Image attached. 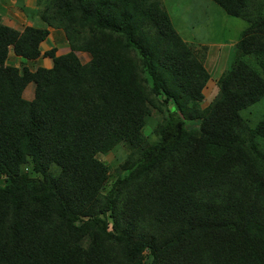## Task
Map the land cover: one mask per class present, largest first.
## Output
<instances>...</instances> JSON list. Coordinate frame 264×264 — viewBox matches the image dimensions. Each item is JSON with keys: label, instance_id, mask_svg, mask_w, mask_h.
<instances>
[{"label": "trees", "instance_id": "trees-1", "mask_svg": "<svg viewBox=\"0 0 264 264\" xmlns=\"http://www.w3.org/2000/svg\"><path fill=\"white\" fill-rule=\"evenodd\" d=\"M212 1L249 27L207 106L162 0H36L23 32L0 15V264H264V118L242 114L264 100V0ZM48 27L69 46L52 68L7 64Z\"/></svg>", "mask_w": 264, "mask_h": 264}, {"label": "rangeland", "instance_id": "rangeland-1", "mask_svg": "<svg viewBox=\"0 0 264 264\" xmlns=\"http://www.w3.org/2000/svg\"><path fill=\"white\" fill-rule=\"evenodd\" d=\"M162 3L182 38L193 47L199 57L206 63L209 71L212 70V78L204 89L206 101H204L203 106H207L218 91L219 76L227 70L231 59H234L231 54L237 51L236 43L242 39L249 23L228 15L212 0H162ZM26 4L29 5L30 2ZM26 4L25 6H28ZM18 9L20 10L21 7L18 4H12V0H0V14L3 15V18L7 17L8 12L10 15L15 14ZM63 42L64 38L59 37L58 44L60 48H62ZM43 46L46 49L50 47L48 44H43ZM80 57L83 62H88L90 58L88 54L82 53ZM9 60L11 64L16 63L18 67L23 66L24 63V60L19 61L13 51H11ZM37 60L35 66H37V62L43 65L48 64L46 59ZM33 64H29L30 68L35 69ZM34 90L35 86L32 83L27 87L26 97L33 99ZM242 114L251 127L256 126V123L264 118V100L251 109L243 111ZM160 121L161 116L154 110L148 118L145 129V133L151 142L157 140L154 130ZM196 125L198 124L194 123L190 127ZM127 153L123 147H118L107 154L99 155V159L116 168L126 160Z\"/></svg>", "mask_w": 264, "mask_h": 264}, {"label": "clouds", "instance_id": "clouds-1", "mask_svg": "<svg viewBox=\"0 0 264 264\" xmlns=\"http://www.w3.org/2000/svg\"><path fill=\"white\" fill-rule=\"evenodd\" d=\"M17 4L21 7V11H23L26 15H28V14H30L29 12L31 11V10H37L38 11V8H36L37 6H36V4H35V7L34 8H31V7H29V6H25V3L23 2V0H18V2H17ZM1 15V17H2V20L4 19L3 18V15L2 14H0ZM6 16H11V18H14V15H10L9 13L6 15ZM36 16H37V19H34L33 17H32V19H33V21H32V25H27V26H25V25H23V29H18V28H15V27H13V26H10V25H8L7 23H5L4 22V20H3V22H4V24H6L7 26H9V27H11V28H14V29H16V30H18L19 32H23L24 30H25V28L26 27H32V26H36V27H42V26H45V23H44V21H42L40 18H39V16H38V13L36 14ZM28 19H29V17H28ZM17 22H19V26L21 25V21H17ZM49 28V31H50V33H51V29H52V31H59V32H61L62 34H63V32L61 31V30H59V29H55V28H51V27H48ZM61 35V34H60ZM64 35V34H63ZM50 34H49V36H48V38L45 40V41H43L42 43H41V46H40V50H41V53H42V55L41 56H39L37 59H39V58H41V57H46V58H49V59H51V61H52V66L50 67V68H52L53 67V59L51 58V57H49V56H46L45 55V53H47L48 51H51L52 49H53V47H56L55 46V43L53 42V40H52V38L50 37ZM64 39H65V36H64ZM239 42V41H238ZM237 42V43H238ZM236 43V44H237ZM43 44H48L50 47L48 48V49H46L44 46H43ZM60 46V45H59ZM57 48V47H56ZM68 48H69V46H68ZM10 49H11V51H13L14 52V48H13V46H11L10 47ZM57 50H58V48H57ZM57 50H56V54H57ZM10 54H11V52H10ZM15 54V53H14ZM82 54H87V53H82ZM57 55H60V54H57ZM15 56L18 58L19 57V61H22V60H24V59H22V57H20V56H17L16 54H15ZM9 58H10V55H9ZM37 59H35V60H31V61H29V60H24V63H23V65H25V66H28V68L31 70V71H33V72H35L39 67H43V66H36L35 67V69H32V68H30V65L29 64H32V63H35V61L37 60ZM89 60H90V58H89ZM88 60V61H89ZM28 61V62H27ZM7 64L8 65H11V66H15V67H18V66H16V63L15 64H11L10 63V60L8 59V61H7ZM18 68H20V66L18 67ZM45 68H47V67H45ZM33 84H34V86H35V83L34 82H32ZM32 83H30V84H32ZM29 84V85H30ZM28 85V86H29ZM27 86V87H28ZM27 87H26V89L24 90V92H23V96H24V98H26L27 100H33L34 98H35V90H34V97H33V99H29V98H27L26 97V90H27ZM35 89H36V86H35ZM206 101V100H205ZM197 126V125H196Z\"/></svg>", "mask_w": 264, "mask_h": 264}, {"label": "crops", "instance_id": "crops-1", "mask_svg": "<svg viewBox=\"0 0 264 264\" xmlns=\"http://www.w3.org/2000/svg\"><path fill=\"white\" fill-rule=\"evenodd\" d=\"M17 2H18V0H12V4H17ZM23 2L26 4V3H28V2H30V4L28 5V4H26V5H28L29 7H31V8H34L35 7V4H36V0H23ZM13 9H14V7H13ZM17 12L15 13V14H12V15H14V18H11V16H7V17H5L3 20H4V22L5 23H7L8 25H10V26H13V27H15V28H18V29H23L22 27H23V25H25V26H27V25H32L33 23H32V21H33V19H32V15H33V18L34 19H37V16H36V14H37V10H31L29 13L30 14H28V15H26L23 11H21V10H16ZM9 13V12H8ZM28 17H29V19H28ZM21 21V20H23V21H21V25L19 26V22H17V21ZM32 20V21H31ZM60 34L62 35V36H60ZM50 37L52 38V40H53V42L55 43V46L58 48V50H57V54H62V53H65V52H67V51H69V48H68V43L67 42H65V39H64V42L62 43V48H60L59 47V44H58V38L59 37H63L64 38V35L61 33V32H59V31H52V29H51V33H50ZM49 37V38H50ZM19 58V57H18ZM41 59H46L47 60V62H48V64L47 65H43V64H39L38 62H37V66H43V67H47V68H50L51 66H52V61H51V59H49V58H46V57H41V58H39V60H41ZM38 61V60H37ZM36 62L33 64V67L35 68L36 66Z\"/></svg>", "mask_w": 264, "mask_h": 264}]
</instances>
